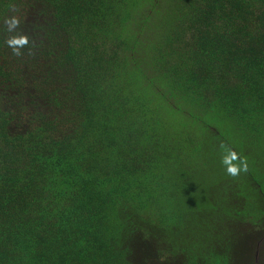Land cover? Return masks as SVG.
I'll return each mask as SVG.
<instances>
[{"label": "trees", "instance_id": "trees-1", "mask_svg": "<svg viewBox=\"0 0 264 264\" xmlns=\"http://www.w3.org/2000/svg\"><path fill=\"white\" fill-rule=\"evenodd\" d=\"M0 264H264V0H0Z\"/></svg>", "mask_w": 264, "mask_h": 264}]
</instances>
